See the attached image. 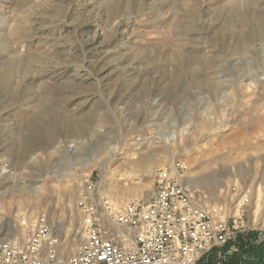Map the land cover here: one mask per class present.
<instances>
[{"label":"rangeland","instance_id":"obj_1","mask_svg":"<svg viewBox=\"0 0 264 264\" xmlns=\"http://www.w3.org/2000/svg\"><path fill=\"white\" fill-rule=\"evenodd\" d=\"M174 160L264 233V0H0V241L43 214L67 257Z\"/></svg>","mask_w":264,"mask_h":264},{"label":"built area","instance_id":"obj_2","mask_svg":"<svg viewBox=\"0 0 264 264\" xmlns=\"http://www.w3.org/2000/svg\"><path fill=\"white\" fill-rule=\"evenodd\" d=\"M183 168L179 160L160 168L149 199L81 197L80 243L67 257L45 215L22 217L27 235L0 241V264H196L246 228L226 203L186 186Z\"/></svg>","mask_w":264,"mask_h":264},{"label":"trees","instance_id":"obj_3","mask_svg":"<svg viewBox=\"0 0 264 264\" xmlns=\"http://www.w3.org/2000/svg\"><path fill=\"white\" fill-rule=\"evenodd\" d=\"M255 233L256 232L253 230L238 233L233 242L225 244L224 246L219 248H212L210 252H208V254L214 256L215 254L222 253L224 256H226L224 261L221 262V264H239L242 255L246 254L247 252H252L253 250H255L257 246L256 242H254V239H256ZM204 263L213 264L210 259H207V262Z\"/></svg>","mask_w":264,"mask_h":264},{"label":"crops","instance_id":"obj_4","mask_svg":"<svg viewBox=\"0 0 264 264\" xmlns=\"http://www.w3.org/2000/svg\"><path fill=\"white\" fill-rule=\"evenodd\" d=\"M255 234L254 242L257 245L255 250L242 255L239 264H264V233L256 232ZM198 262V264H205L202 259Z\"/></svg>","mask_w":264,"mask_h":264},{"label":"bare ground","instance_id":"obj_5","mask_svg":"<svg viewBox=\"0 0 264 264\" xmlns=\"http://www.w3.org/2000/svg\"><path fill=\"white\" fill-rule=\"evenodd\" d=\"M171 137H174V133H172V135H170V138H171ZM168 139H169V138H166V141H168ZM139 142H140V141H139ZM148 142H149V144H151V143H152V140L149 139ZM187 182H188V181H187ZM188 183H189V182H188ZM258 195H259V194H258ZM258 195H257V196H258ZM256 207H257V206H256ZM258 208H259V207H258ZM258 208H257V209H258Z\"/></svg>","mask_w":264,"mask_h":264}]
</instances>
